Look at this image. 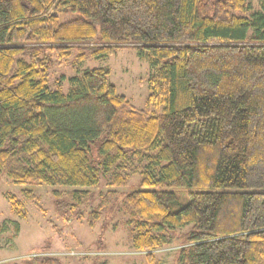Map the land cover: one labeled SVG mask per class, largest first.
Segmentation results:
<instances>
[{"label": "trees", "instance_id": "1", "mask_svg": "<svg viewBox=\"0 0 264 264\" xmlns=\"http://www.w3.org/2000/svg\"><path fill=\"white\" fill-rule=\"evenodd\" d=\"M123 48L150 69L141 110L108 69L77 68ZM73 52L77 74L51 84ZM3 175L90 228L119 213L146 264L185 227L173 264H264V0H0ZM33 263L61 264H0Z\"/></svg>", "mask_w": 264, "mask_h": 264}, {"label": "rangeland", "instance_id": "2", "mask_svg": "<svg viewBox=\"0 0 264 264\" xmlns=\"http://www.w3.org/2000/svg\"><path fill=\"white\" fill-rule=\"evenodd\" d=\"M75 54L73 52L60 63L53 60L49 70L51 84L61 75L68 78L77 74L72 65ZM77 68L80 71L90 68L108 69L109 82L119 94L126 97L130 107L144 109L150 69L145 61L137 58L132 49H120L105 59H87ZM62 87L66 90L67 82ZM137 184L138 177H132L125 188L116 191L125 192L137 187ZM24 189L13 185L5 175L0 177V225L7 223L0 236V263H20L31 256H46L57 258L61 264H146L145 253L132 248L128 231L123 225L124 218L119 213L106 214L94 228H90L85 222L80 223L75 219L71 221L68 216L63 217L55 211L51 196L53 188H29L38 207L25 198L22 194ZM106 190L108 188L103 181L97 188L90 189L95 195V201L97 195ZM7 194L15 196L23 204V219L12 213L5 198ZM176 194L180 203L187 202L186 196L180 200L178 192ZM15 225L17 232L13 234ZM187 230L188 227H185L171 233L173 243L153 251L157 264H173L177 250L182 245L179 236Z\"/></svg>", "mask_w": 264, "mask_h": 264}]
</instances>
